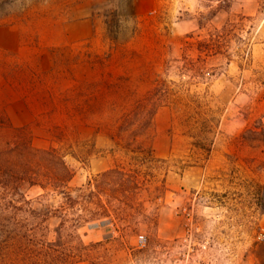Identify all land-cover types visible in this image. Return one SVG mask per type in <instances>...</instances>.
Here are the masks:
<instances>
[{
  "label": "rangeland",
  "instance_id": "obj_1",
  "mask_svg": "<svg viewBox=\"0 0 264 264\" xmlns=\"http://www.w3.org/2000/svg\"><path fill=\"white\" fill-rule=\"evenodd\" d=\"M0 1L13 10L0 19V134L58 149L74 195L116 167L139 181L120 213L77 230L50 219L21 264H170L171 241L188 264H264V0ZM224 26L220 54L186 69V44ZM41 193H26L35 209L59 210Z\"/></svg>",
  "mask_w": 264,
  "mask_h": 264
},
{
  "label": "trees",
  "instance_id": "obj_2",
  "mask_svg": "<svg viewBox=\"0 0 264 264\" xmlns=\"http://www.w3.org/2000/svg\"><path fill=\"white\" fill-rule=\"evenodd\" d=\"M12 11L0 1V19L13 14ZM114 19L115 16L111 22H106L109 33H112L110 28L115 23ZM226 27L214 30L208 38L186 44L196 52L194 61H186V69L188 65L204 64L207 58L220 54L227 39ZM111 39L116 38L111 36ZM163 91L157 84L148 94L147 102L151 108L144 122L146 128L152 126L155 110L165 97ZM123 127L124 123L120 129ZM0 130L6 128L0 126ZM7 131H10L9 135L0 134V264H21L24 257L35 261L39 256L38 247L46 243L40 233L46 229L50 219H60L59 231L66 227L77 230L110 213L124 211L128 208L129 197L139 188V181L132 172L116 167L89 179L74 195L69 190L74 173L64 154L56 148H35L23 128L9 127ZM106 180L111 182L109 190L105 188ZM117 187L122 188L121 198L117 197ZM33 188L42 191L38 196L41 199L60 196L63 203L59 210L50 207L35 209L26 196L27 191ZM107 191L114 204L103 202Z\"/></svg>",
  "mask_w": 264,
  "mask_h": 264
},
{
  "label": "built area",
  "instance_id": "obj_3",
  "mask_svg": "<svg viewBox=\"0 0 264 264\" xmlns=\"http://www.w3.org/2000/svg\"><path fill=\"white\" fill-rule=\"evenodd\" d=\"M187 234L189 236H191V230L187 229ZM187 242V240L185 241ZM189 242V241H188ZM255 242L258 245H261L264 247V226H261L256 235H255ZM138 243L141 247L145 246L146 240L143 236H140L138 238ZM183 243L179 242V241H171L167 244L166 246V254H172L175 253L177 256L173 259H171L170 264H188V256L182 251V247H183ZM190 244V243H188ZM181 252V253H180ZM194 264H198V262H194Z\"/></svg>",
  "mask_w": 264,
  "mask_h": 264
}]
</instances>
